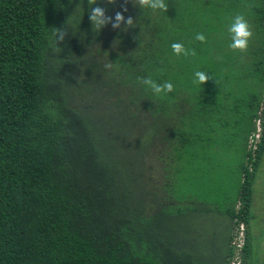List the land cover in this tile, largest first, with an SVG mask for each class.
Listing matches in <instances>:
<instances>
[{"label": "trees", "instance_id": "1", "mask_svg": "<svg viewBox=\"0 0 264 264\" xmlns=\"http://www.w3.org/2000/svg\"><path fill=\"white\" fill-rule=\"evenodd\" d=\"M166 2L153 12L136 0H0V264L232 262V230L222 243L172 237L171 224L198 207L148 215L146 163L158 142L190 163L222 142L243 153L245 181L233 201L235 187L228 200L232 187L220 188L221 211L236 219L238 202L250 209L264 160V132L256 160L248 149L264 99V0ZM96 5L125 19L96 28L88 15ZM237 13L252 25L246 50L228 46ZM174 41L194 54L177 56ZM197 69L209 74L202 84ZM144 76L171 80L174 91L157 96ZM221 128L236 132L225 138ZM203 184L192 195L200 202ZM216 242L224 255L208 253Z\"/></svg>", "mask_w": 264, "mask_h": 264}, {"label": "rangeland", "instance_id": "2", "mask_svg": "<svg viewBox=\"0 0 264 264\" xmlns=\"http://www.w3.org/2000/svg\"><path fill=\"white\" fill-rule=\"evenodd\" d=\"M105 59L104 61H106ZM148 115V111L146 110L141 112V121L143 120L145 123V118ZM259 115L260 117L256 122L257 131L250 138L248 145L249 151L254 153V160L257 159V153L263 139L264 99ZM219 127L217 126L216 128ZM200 129V135L203 134L204 137H207L205 133L208 128ZM226 131L236 132L234 129H223L222 136L225 138L227 137ZM190 132L188 133L192 138V133ZM215 135L221 138L220 131ZM190 136L188 135L189 138ZM175 141L176 139H174L173 146L171 145V147L175 148ZM221 143H216L214 144L216 147L207 149L209 151L207 153L208 157L210 156L209 160L203 156L197 163L188 162L189 160L186 155L182 157L174 152H170V150L167 153V143L165 145L162 142H158L154 145L146 163L147 171L145 181L148 183L149 187H147L153 194L149 198L147 213L148 215H153V213H157L165 206L171 207V210L175 211L181 208L186 209V207H190L194 203L203 212L199 215L196 213L190 215L188 213L187 216L184 215L177 218L171 224V228L174 231L172 233L173 238L177 236L179 240L188 239V241L196 238L200 244H209L213 240L212 238H214L222 243V241L224 242L229 238V231L232 230V234L234 235L232 249L234 250L235 257L229 264H264V160L258 171L253 166L254 161L248 164L252 169L251 171H256L253 184V201L250 209H247L245 207L246 204L241 201L238 202L237 206L232 205V208L234 206L236 207V219L228 213H226V216H223L224 213L221 210L225 204L221 200L223 191L221 192L220 188L222 190H228L232 187L227 195L228 200L231 191L234 187L235 189L237 188L243 177L241 174V160L244 156L241 151L235 155L231 152L227 153V151H223L225 147H221ZM213 172L216 173L212 174L215 185L211 189L204 190V193H207L203 196L204 200H201L204 202L199 201L198 195L196 197L195 195L193 196V203L179 201L182 197L179 196L181 190L179 186H182L189 177H195L201 173L207 175V173ZM200 177L198 178L200 182H208L201 175ZM173 182L178 186L173 188ZM192 187L190 184L187 186L188 189ZM196 189H194V193ZM189 194L193 195L192 193ZM207 209H212L210 210L212 214ZM246 218L249 219V223L246 222L247 224L245 223ZM243 226L245 227L243 228ZM241 233H244L245 237L240 236ZM168 235L170 237L169 233ZM246 247H248L247 251H245ZM212 252L220 256L225 254L224 249L217 242L211 244L208 253ZM248 252L250 253L249 255Z\"/></svg>", "mask_w": 264, "mask_h": 264}, {"label": "clouds", "instance_id": "3", "mask_svg": "<svg viewBox=\"0 0 264 264\" xmlns=\"http://www.w3.org/2000/svg\"><path fill=\"white\" fill-rule=\"evenodd\" d=\"M110 2H112V0H110ZM136 2L139 3V6L142 9L148 8L153 12H163L168 8L166 0H136ZM88 15L92 24L96 28L102 27L109 20H112L113 27H117L120 22L125 19L123 13L120 11L115 13L114 19L106 16L105 8L99 5L90 7ZM133 22L132 17H128L126 20V24L128 25H132ZM227 31L231 36V41L228 45L230 48L239 50H246L248 48L250 39L253 36V31L252 25L243 13H237L230 18ZM195 39L203 42L206 40V36L203 32H197L195 34ZM171 48L177 56L183 55L186 57L194 54V49L186 48L185 45L179 41L172 42ZM192 76L194 81L200 84L209 79L208 72L199 69L195 70ZM138 80L146 90H150L157 96L167 95L168 93L173 92L175 87L171 80L157 82L149 76L138 77Z\"/></svg>", "mask_w": 264, "mask_h": 264}, {"label": "crops", "instance_id": "4", "mask_svg": "<svg viewBox=\"0 0 264 264\" xmlns=\"http://www.w3.org/2000/svg\"><path fill=\"white\" fill-rule=\"evenodd\" d=\"M197 159H194V160H192V162L193 163H197ZM208 180V185L207 184H203V187L204 188H206L207 187V189H211L213 186H214V182H213V178H210L209 177V179H207ZM174 184H173V188L175 187V186H178V185H176L175 184V182H173ZM242 183H243V178L240 180V182H239V185L237 186V188L236 189H234L232 192H233V194L235 195L234 196V199H232L231 201H233V200H235L236 198H237V196H238V194H239V192L241 191V187H242ZM200 184V181H197L196 183H195V185H193V187L191 188V189H188L187 188V186H189V184L187 183V180L184 182V184L182 185V186H179L180 187V194H179V196L181 197L180 199L181 200H179V201H181V202H189V203H193V201H192V199H193V196L192 195H190L189 193H192V194H194V189H196L197 188V186ZM172 193H173V191H171ZM183 193L185 194V195H189V196H184L183 195ZM189 197V198H188ZM188 198V199H187ZM230 202V201H229ZM194 206H196V205H194V203H193V205H191L190 206V208H194ZM197 207V206H196ZM200 210H201V208L200 207H198ZM210 210H212V209H207V211H209L211 214H212V212L210 211ZM225 210V209H224ZM201 212H203V210H201ZM200 214V212L198 213V215ZM227 214L224 212V214H223V216H226Z\"/></svg>", "mask_w": 264, "mask_h": 264}, {"label": "built area", "instance_id": "5", "mask_svg": "<svg viewBox=\"0 0 264 264\" xmlns=\"http://www.w3.org/2000/svg\"><path fill=\"white\" fill-rule=\"evenodd\" d=\"M244 227H245V226H243V228H244ZM240 236H243V237H245V234H244V233H241V234H240Z\"/></svg>", "mask_w": 264, "mask_h": 264}]
</instances>
